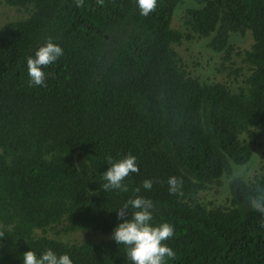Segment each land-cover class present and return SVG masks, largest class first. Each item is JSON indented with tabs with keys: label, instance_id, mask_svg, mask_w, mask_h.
Listing matches in <instances>:
<instances>
[{
	"label": "trees",
	"instance_id": "1",
	"mask_svg": "<svg viewBox=\"0 0 264 264\" xmlns=\"http://www.w3.org/2000/svg\"><path fill=\"white\" fill-rule=\"evenodd\" d=\"M0 4L22 14L0 28V264L49 248L129 264L111 236L137 195L154 224L174 226L166 264H264V211L251 204L264 197V0H157L148 16L136 0ZM246 35L251 47H236ZM48 39L63 55L33 86L26 58ZM196 39L221 57L213 81L179 52ZM129 154L139 171L105 192L109 159ZM90 233L106 238H69Z\"/></svg>",
	"mask_w": 264,
	"mask_h": 264
},
{
	"label": "clouds",
	"instance_id": "2",
	"mask_svg": "<svg viewBox=\"0 0 264 264\" xmlns=\"http://www.w3.org/2000/svg\"><path fill=\"white\" fill-rule=\"evenodd\" d=\"M157 6V0H136V7L141 16H148ZM63 55V48L48 39L34 53L26 58L29 83L33 86H44L46 74L42 66L55 63ZM134 155H126L121 159H109L107 170L101 175V188L107 192L111 190H125L123 181L130 173L139 171ZM169 192L175 193L181 181L176 176L167 180ZM153 186L151 179H145L142 187L150 190ZM136 192L140 188L135 189ZM252 206L264 211V197L254 194ZM151 200L142 196L130 197L122 207L116 209L118 223L114 226L111 239L125 249V256L129 264H166L174 257V250L165 243L174 235V226L169 222L153 223ZM130 213V214H129ZM126 217V218H125ZM22 264H74L67 253H57L51 248L37 254L32 249L24 251L21 256Z\"/></svg>",
	"mask_w": 264,
	"mask_h": 264
},
{
	"label": "rangeland",
	"instance_id": "3",
	"mask_svg": "<svg viewBox=\"0 0 264 264\" xmlns=\"http://www.w3.org/2000/svg\"><path fill=\"white\" fill-rule=\"evenodd\" d=\"M183 11H184V8H180L178 10L177 15L175 17V21H174L175 27H180ZM21 16L22 14L15 8L7 7L5 5L0 4V28L6 23L13 21ZM205 42L206 40H203V39H196L195 41L188 42V43L186 42L179 49V52L183 60L189 66L190 71L198 75L200 74V76L197 75L196 77H199L203 81H213V78L216 74L215 67L219 68L221 64V57L220 55L215 54L212 51L206 49ZM252 43H253V40L250 35L239 37L235 40L236 47L240 49H249ZM217 78L225 79L226 77L222 78L217 73ZM260 154L261 152L259 151L257 153L255 163L249 166L250 167L249 170L255 172V170L257 169V163L260 160ZM248 175H250V173H248ZM218 190L220 192L225 191L224 188H219ZM69 238L73 241H77V240L89 239V238L99 240V239H105L106 237L101 236L97 233H90V234H84V235L83 234H71Z\"/></svg>",
	"mask_w": 264,
	"mask_h": 264
}]
</instances>
